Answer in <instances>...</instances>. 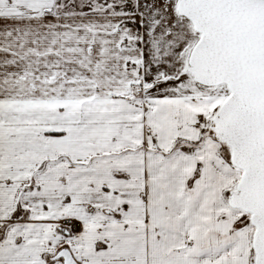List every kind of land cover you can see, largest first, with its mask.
Segmentation results:
<instances>
[{
    "label": "snow or ice",
    "instance_id": "snow-or-ice-1",
    "mask_svg": "<svg viewBox=\"0 0 264 264\" xmlns=\"http://www.w3.org/2000/svg\"><path fill=\"white\" fill-rule=\"evenodd\" d=\"M0 264H264V0H0Z\"/></svg>",
    "mask_w": 264,
    "mask_h": 264
}]
</instances>
